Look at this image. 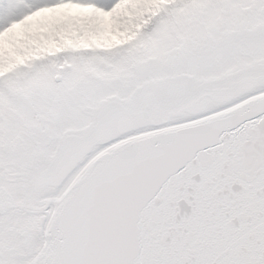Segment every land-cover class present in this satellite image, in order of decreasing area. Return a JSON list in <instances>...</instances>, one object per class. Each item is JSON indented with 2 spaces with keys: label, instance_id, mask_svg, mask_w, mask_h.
<instances>
[{
  "label": "snow or ice",
  "instance_id": "obj_1",
  "mask_svg": "<svg viewBox=\"0 0 264 264\" xmlns=\"http://www.w3.org/2000/svg\"><path fill=\"white\" fill-rule=\"evenodd\" d=\"M0 264H264V0H0Z\"/></svg>",
  "mask_w": 264,
  "mask_h": 264
}]
</instances>
